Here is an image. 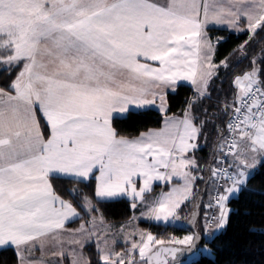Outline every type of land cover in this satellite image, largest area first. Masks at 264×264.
<instances>
[{
    "label": "snow or ice",
    "instance_id": "1",
    "mask_svg": "<svg viewBox=\"0 0 264 264\" xmlns=\"http://www.w3.org/2000/svg\"><path fill=\"white\" fill-rule=\"evenodd\" d=\"M241 22L250 39L264 32V0H0V69L9 74L19 69L7 90L0 88V250L14 246L18 264H64L69 258L70 264H93L82 249L96 236V264H181L178 253L199 264L210 249L197 247V233L165 241L141 232L126 251L116 252L93 230L97 218L91 214L99 211L95 203L121 197H131L136 208L153 181L176 178L182 183L156 199L146 215L179 227L178 211L192 196L194 182L204 179L194 174L198 166L188 155L205 123L193 122L196 100L188 102L182 119L169 118L165 129L132 140L118 135L114 114L155 104L152 89L178 81L197 85V99L207 97L211 79L219 67H228V57L211 62L206 28L224 23L236 28ZM202 59L206 71H201ZM261 72L253 60L250 71L235 77L233 102L225 104L231 140L222 137L220 148L227 147L224 156L233 161L227 169H210L211 182L223 178L226 185L214 197L216 230L227 223L229 199L244 190L257 163L264 165ZM37 106L49 125L47 139L36 119ZM93 177V197L69 190L73 200L79 198L77 205L55 194L50 183ZM134 178L142 179L139 189ZM77 207L91 216L92 228L82 223L66 229V222L82 218ZM47 247L53 249L51 260L43 259ZM37 250L41 258H31Z\"/></svg>",
    "mask_w": 264,
    "mask_h": 264
},
{
    "label": "trees",
    "instance_id": "2",
    "mask_svg": "<svg viewBox=\"0 0 264 264\" xmlns=\"http://www.w3.org/2000/svg\"><path fill=\"white\" fill-rule=\"evenodd\" d=\"M244 28L245 24L241 22V29ZM208 33L215 42L219 38V43L215 47L214 63L219 64L221 60L228 57V67H219L216 70V75L208 86V95L202 100L197 99V91L185 84H180L174 92L167 94L166 114L183 115L188 108V102L196 100L190 113L197 126H200L201 121L205 122L198 137V148L192 153L198 166L194 174L204 179L195 181L192 198L179 211L181 216L187 220L196 210L199 202V220H202L205 199L210 194V169L214 167L218 147L223 140L222 137H224L229 120L230 109H226L225 104L233 102L237 91L234 84L235 77L250 71L253 60L256 61L257 68L264 69V63H261L264 61V32H259L251 39L249 33L243 30L208 28ZM245 41L248 43L241 51L240 46L245 44ZM18 71V68L10 69L11 74H9L0 69V87L7 89ZM260 79L264 80V72H261ZM164 117L165 114L155 108L130 110L125 116L114 117L112 125L119 136L133 139L142 132L160 127ZM43 128L44 133L48 135L49 131L45 123H43ZM51 180L58 195L74 205L78 204L79 198L73 200L69 195V190L77 189L81 197H93L94 195L96 183L94 177L84 183H74L67 179L52 178ZM160 187L157 186L154 190L158 191ZM93 202L95 203V200ZM95 206L109 223H124L134 214L131 201L124 197L101 201L95 203ZM229 206L231 212L225 229L214 235L210 241H206L203 228L200 225L197 226L202 236L200 245H208L213 253V256L202 255L199 264H264V165L260 164L255 169L252 177L247 181V186L239 192L238 196L230 199ZM80 211L82 212L81 219L88 218L89 215L81 209ZM80 220L74 222L72 226L79 224ZM140 225L161 239L191 231L186 227L165 226L147 221H140ZM120 246L122 245H117L116 250H119ZM122 247L125 249V246ZM85 252L87 259H91L93 264H96L98 260L96 245H87ZM0 264H18L14 248L0 250Z\"/></svg>",
    "mask_w": 264,
    "mask_h": 264
},
{
    "label": "crops",
    "instance_id": "3",
    "mask_svg": "<svg viewBox=\"0 0 264 264\" xmlns=\"http://www.w3.org/2000/svg\"><path fill=\"white\" fill-rule=\"evenodd\" d=\"M208 28H223V29H229V30H235V31H238V30H240L241 29V23L238 25V27H236V28H232V27H229V25L227 24V23H224V24H211V25H209L207 28H206V34H207V36L208 37H210V35H209V33H208ZM211 38V37H210ZM211 43H212V45H213V51H212V53H211V56H212V60H211V62L213 63V64H215L214 63V52H215V47H216V44H217V42H215V41H213L212 39H211ZM152 63V65L154 66V67H158V62H151ZM201 64L204 66V60L202 59L201 60ZM206 68H205V71L207 70V63H206V66H205ZM201 71H204V67L201 69ZM124 79L125 80H127V77H124ZM133 83H136V82H133ZM180 84H185V85H189V86H191L195 91H197V85H193L192 83H191V81H178L177 82V84L175 85V86H173V87H170V88H153L152 89V91L153 92H155L157 95H156V97H155V99H156V103L155 104H153V105H149V106H146V107H144V108H136L134 105L133 106H130V110H144V109H148V108H155V109H157L158 111H160L161 113H163V114H165V117H164V121H163V123H162V125L160 126V127H158V128H153V129H150V130H152V131H161V130H163V129H165V127H166V124H167V121L169 120V118H172V119H182L183 117H184V114L183 115H178V114H166L167 113V110H168V103H167V94L168 93H170V92H174L176 89H177V87L180 85ZM0 88H2V87H0ZM3 89H5V88H3ZM5 90H7V89H5ZM161 95H163L164 96V100L163 101H161L160 100V96ZM148 98L149 99H152L153 97L151 96V95H149L148 96ZM163 104V110H161V105ZM129 112V111H128ZM127 112V113H128ZM126 113V114H127ZM126 114H121V115H117V114H114V117H117V116H125ZM35 115H36V119H37V121H38V123H39V125H40V131L43 133V135H44V137H45V139H47V137H48V135H46L45 133H44V128H43V123H45L46 124V126H47V128H48V131H49V125L47 124V121H46V118L42 115V113H41V111L39 110V108H38V106H37V110H36V113H35ZM194 122V121H193ZM195 123V122H194ZM149 132V130H147V131H145V132H142V133H148ZM138 137H140V135H138L136 138H138ZM136 138H133V139H136ZM130 140H132V139H130ZM197 148H198V138H197ZM197 148H195L193 151H190L189 153H188V155L190 156V157H193V155H192V153L197 149ZM218 149H219V147H218ZM233 159V158H232ZM215 162H217V161H215ZM259 165V163H257L256 164V166L255 167H257ZM217 166V163L214 165V167H216ZM254 167V168H255ZM161 171H163V169H161ZM96 175H99V173L98 172H96L95 173ZM134 180L136 181V183H137V188H139V186L142 184V179H140V178H134ZM173 180L176 182V180L173 178ZM50 183L52 184V180L50 179ZM166 183H168V182H165V181H153L152 182V190H154L157 186H161V187H165V184ZM52 186H53V184H52ZM212 186H214V184H212V182H211V185H210V194H209V196L211 197V201H212V198H213V194L211 195V188H212ZM53 191L55 192V194H57L58 195V193L55 191V189H54V186H53ZM148 194V193H147ZM60 196V195H59ZM61 197V196H60ZM61 198H63V197H61ZM124 198H130V197H124ZM63 199H65V198H63ZM116 199V198H115ZM65 200H67V199H65ZM69 201V200H68ZM210 204H211V202H210ZM210 208L211 207H209V211H210ZM77 211L78 212H80V214H81V217H82V212L80 211V209H78L77 208ZM215 211H216V214H217V216H218V214H219V209L218 208H216L215 209ZM92 216H95V217H99V214L98 213H96V214H91ZM91 219V216H88V218H86V219H75V220H72V221H70V222H66V229H78L79 227H80V225L83 223V224H85L86 225V228H92L93 226L92 225H89L88 223H87V221L88 220H90ZM78 220H80V222H79V224H77L76 226H72V224L74 223V222H76V221H78ZM96 222H99L100 223V218H98V219H96ZM125 223V222H124ZM124 223H120V224H117V225H122V224H124ZM208 223V222H207ZM103 225H115V223H109V222H107L104 218H103ZM200 225V227H202L203 228V230H204V220L202 219V220H199L198 219V222H197V226H199ZM206 229V228H205ZM207 229H208V231H207V234L208 235H210V236H214V235H216L217 234V232H219L221 229H219V230H216L215 229V221L212 223V224H209L208 223V226H207ZM204 232V231H203ZM82 238V237H81ZM67 239V234H65V240ZM83 239V238H82ZM96 238L94 239V241H93V239L91 238V242H89V243H85V246L83 247V249H82V254H83V257L85 258V259H87V256H86V252H85V247L87 246V245H90V244H94V245H96ZM128 242V241H127ZM108 245H109V243H108ZM117 245H122V246H125V238H121V239H118L116 242H114V243H112L111 245H110V247L111 248H115V250H116V246ZM122 246H120L118 249L119 250H116L117 252H119V251H121L122 249H123V247ZM64 247H66V248H71V247H75V248H77V250L78 251H81L80 250V248H79V245H68V244H66L65 243V245H64ZM13 248H14V246H13ZM53 249L51 248V247H47L46 248V250H45V252L43 253V259H45V260H51L52 259V257H51V255H50V253H51V251H52ZM26 258H28V254L27 253H24L23 254ZM41 256H42V253L40 252V251H35L33 254H32V257L31 258H41ZM138 257V256H137ZM31 258H28V259H31ZM25 264H27V260H25ZM64 264H70V258L69 259H65L64 260Z\"/></svg>",
    "mask_w": 264,
    "mask_h": 264
},
{
    "label": "rangeland",
    "instance_id": "4",
    "mask_svg": "<svg viewBox=\"0 0 264 264\" xmlns=\"http://www.w3.org/2000/svg\"><path fill=\"white\" fill-rule=\"evenodd\" d=\"M206 61L204 60V71H205V66H206ZM224 139H225V136L223 137ZM223 141L224 140H222L221 141V144H223ZM196 145H197V139L195 140V141H193ZM221 144L219 145V149H218V151H217V156H216V159H217V157H218V155H219V151H220V146H221ZM197 148V147H196ZM194 149H192L191 151H193ZM193 158V157H192ZM233 157L230 155L229 156V164H231L232 163V161H233V159H232ZM217 162H215L214 163V165L216 164ZM260 165V164H259ZM258 165V166H259ZM257 166V167H258ZM257 167H255L252 171L254 172L255 171V169L257 168ZM175 180H176V182L174 181V180H172V182H168V183H166L165 184V187H160V189L158 190V191H156V190H152L150 193H146L145 194V200H143V201H141V200H136L135 201V203H136V205H137V207L136 208H132L133 210H134V214H133V216L129 219V220H127V221H125V223L124 224H122L123 225V228H121V226L122 225H117L116 223H115V225H103V224H101V223H99V222H96V225H95V228L93 229L94 231H96L97 232V234L98 235H101L102 237H104V238H106L107 239V241H108V243H109V247H110V245L112 244V243H114V242H116L118 239H121V238H125V249H122L121 251H119V252H124V251H126L127 250V248L130 246V243H131V241L133 240V239H139V235H140V233L141 232H145V233H147V232H150L149 230H147V229H145V228H143L142 227V225H140V221H147V222H154V223H160V224H163L162 222H157V221H155V220H150V219H148L147 218V215H146V213H147V211H148V207L156 200V199H158L160 196H162L164 193H167V192H169V191H171L172 190V188L173 187H176L178 184H180V183H182L181 181H178L176 178H174ZM213 184V183H212ZM194 185H195V182H194V184H193V193H194ZM142 186V184L139 186V187H141ZM226 186V185H225ZM246 186H247V184H246ZM245 186V187H246ZM244 187V188H245ZM139 189V188H138ZM212 190H211V195L213 194V186H212V188H211ZM222 191H223V189H222ZM239 194V193H238ZM238 194H236V195H233L232 197H236V196H238ZM192 196H193V194H192ZM192 196H190V198L187 200V201H189L191 198H192ZM212 197V196H211ZM211 197L210 196H208L206 199H205V203H204V206H205V210H204V213H203V215H202V219L204 220V236H205V238H206V241H210L211 239H213V237L214 236H210V235H208V234H206V232H205V228H207V226H208V221H207V214L209 213V207H207V205H209L210 204V202H211ZM231 197V198H232ZM122 198V197H121ZM230 198V199H231ZM116 199H118V198H116ZM130 201H131V204L133 203V201H132V198L130 197V198H128ZM230 199H229V201H230ZM186 201V202H187ZM229 201L227 202V208L228 209H230V212H231V207L229 206ZM185 202V203H186ZM184 203V204H185ZM183 204V205H184ZM182 205V206H183ZM182 206H181V208H182ZM180 211V210H179ZM178 211V215H179V217H180V220H179V227H185L186 226V222H187V219H184V217H182L181 216V214H180V212ZM230 212H229V214H228V218H229V215H230ZM93 214H96V213H93ZM98 214H99V217H96L97 219L98 218H104L103 216H102V214L101 213H99L98 212ZM227 223H228V219H227ZM227 223L224 225V227L223 228H221V230L219 231V232H217V234L218 233H220L222 230H224L225 229V227H226V225H227ZM132 233H135L136 235L135 236H132ZM152 233V232H151ZM194 232H192V231H190V232H186V233H184L183 235H172L170 238H168V239H164L165 241H168L169 239H172V238H182L183 236H185V235H189V234H193ZM153 234V233H152ZM154 236H156L155 234H153ZM96 238V236H93L92 237V239H93V241H94V239ZM158 239H161V238H158ZM96 241V240H95ZM128 241V242H127ZM206 244H202V245H200L199 246V248H203L204 246H205ZM101 246H103V245H101ZM207 246V248L208 249H210L209 248V246L208 245H206ZM114 248V247H113ZM114 250H115V248H114ZM116 251V250H115ZM117 252V251H116ZM203 255H208V256H213V253H212V251H211V249H210V253H203ZM137 259H138V257H137ZM180 262H181V264H190V258H189V256L187 257V258H185V259H182V260H179Z\"/></svg>",
    "mask_w": 264,
    "mask_h": 264
},
{
    "label": "built area",
    "instance_id": "5",
    "mask_svg": "<svg viewBox=\"0 0 264 264\" xmlns=\"http://www.w3.org/2000/svg\"><path fill=\"white\" fill-rule=\"evenodd\" d=\"M227 123H228V121H227ZM224 136H225V139L231 140V136H229L228 131H227V128H225V134H224ZM223 143H224V141H223ZM227 151H228L227 147H224L223 152L220 149L219 155H218L216 161H218V160H224V163H222V164H218L217 163V166L216 167H221V168H225V169L229 168V165H230L229 164V156L230 155H228L227 157L224 156V153H226ZM229 171H231V169H229ZM222 185L225 186V179H223V178L222 179H219L218 182L216 184H214V186H213V198H212V201H211L212 207L210 208V211L207 214V221H208L209 224H212L215 221L213 219V217H216L217 216L216 211H215V209L217 207L215 205L214 197L216 195L217 188H219V190L222 191V189H223V187H221Z\"/></svg>",
    "mask_w": 264,
    "mask_h": 264
},
{
    "label": "water",
    "instance_id": "6",
    "mask_svg": "<svg viewBox=\"0 0 264 264\" xmlns=\"http://www.w3.org/2000/svg\"><path fill=\"white\" fill-rule=\"evenodd\" d=\"M199 213H200V202L196 205V210L191 213L190 217L188 218V220L186 222L185 227L188 228L189 230H191L192 232L200 235V232L198 231V228H197V222H198L199 215H200ZM200 237H201V239L199 241V244L197 245L198 248L202 242V236L200 235ZM187 257H188V255L186 253H178L177 254L178 260H182V259H185Z\"/></svg>",
    "mask_w": 264,
    "mask_h": 264
}]
</instances>
